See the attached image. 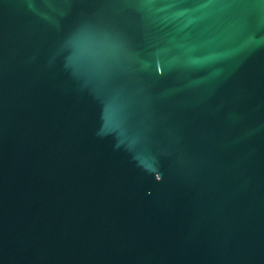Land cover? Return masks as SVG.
<instances>
[{"label": "water", "instance_id": "water-1", "mask_svg": "<svg viewBox=\"0 0 264 264\" xmlns=\"http://www.w3.org/2000/svg\"><path fill=\"white\" fill-rule=\"evenodd\" d=\"M0 264H264V0H0Z\"/></svg>", "mask_w": 264, "mask_h": 264}]
</instances>
